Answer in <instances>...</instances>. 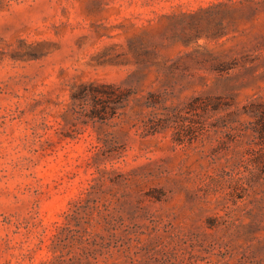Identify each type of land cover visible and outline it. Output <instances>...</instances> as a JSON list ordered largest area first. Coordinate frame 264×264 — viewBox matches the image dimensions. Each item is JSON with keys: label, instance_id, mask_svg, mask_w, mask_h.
<instances>
[{"label": "rangeland", "instance_id": "rangeland-1", "mask_svg": "<svg viewBox=\"0 0 264 264\" xmlns=\"http://www.w3.org/2000/svg\"><path fill=\"white\" fill-rule=\"evenodd\" d=\"M90 84L232 107L181 144L134 101L88 121L72 95ZM250 103L264 0H0V264H264L262 147L228 114Z\"/></svg>", "mask_w": 264, "mask_h": 264}, {"label": "trees", "instance_id": "trees-1", "mask_svg": "<svg viewBox=\"0 0 264 264\" xmlns=\"http://www.w3.org/2000/svg\"><path fill=\"white\" fill-rule=\"evenodd\" d=\"M137 93L131 88H123L112 84H90L84 85L73 93V109L88 121L105 124L107 121L121 116V110L127 108L131 101L138 103L140 107L151 109L146 119H141L142 128L147 135L161 133L170 128L174 129L175 142L192 144L194 141L204 139L215 126L207 121L206 116L210 113H217L229 110L232 104L224 102V98L217 97H191L183 106L165 107V100L159 94L148 93L146 97L136 98ZM89 107V109H88ZM163 110V112H159ZM143 113L140 114V116ZM191 114L194 118H187ZM229 115H249L253 121L249 123L239 122L238 126L230 127L235 132V138H241L248 134L254 136L253 143L262 148L254 152L255 160L263 155L264 157V105L250 103ZM177 119L181 120L177 124ZM87 121V122H88ZM235 122V121H234ZM227 124H224L226 126ZM104 145L107 141L100 139ZM250 144V143H249Z\"/></svg>", "mask_w": 264, "mask_h": 264}]
</instances>
